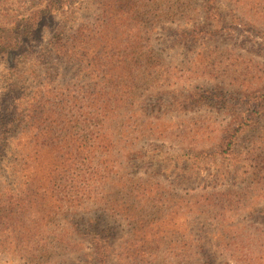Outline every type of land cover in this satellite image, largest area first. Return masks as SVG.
<instances>
[{
  "label": "rangeland",
  "instance_id": "374dc122",
  "mask_svg": "<svg viewBox=\"0 0 264 264\" xmlns=\"http://www.w3.org/2000/svg\"><path fill=\"white\" fill-rule=\"evenodd\" d=\"M102 1L0 0V264H264V0L125 1L101 75Z\"/></svg>",
  "mask_w": 264,
  "mask_h": 264
},
{
  "label": "trees",
  "instance_id": "16d2710c",
  "mask_svg": "<svg viewBox=\"0 0 264 264\" xmlns=\"http://www.w3.org/2000/svg\"><path fill=\"white\" fill-rule=\"evenodd\" d=\"M123 3L121 4V0H114V2L112 0H104L102 1V16H101V59L97 60V56H93L90 61H89V65L92 68V73L96 74V69L95 68H99L98 70H101V75L103 70L105 69L104 66L107 65L109 66L111 63H113L116 60V55L113 51H109L108 48L105 47V44L109 41V39L105 40V37L108 33V29L110 27L111 24L115 23V21L117 20L116 18V14L119 11V9H121L122 7L128 8L126 6H124V2L127 1L128 5H130L129 0H122ZM120 5V6H119ZM59 6V5H58ZM62 6V5H60ZM109 8H111L110 10L116 11L115 16H112L110 14L107 13V10H109ZM111 12V11H110ZM128 12V11H127ZM24 35H30V32L27 31V33H25ZM69 40V39H68ZM60 44H63L62 47L64 48L65 45H68V42L65 40V38H62L59 40ZM55 50H57V47L55 48ZM63 52H65V54H67V49H65V51L63 50ZM56 53V52H55ZM106 66V67H107ZM92 95V93H91ZM6 131H3V129L0 130V149L1 151H3V145L5 146L6 143H4L5 141V135ZM4 154L3 152L1 153V155ZM0 155V158H1ZM18 203H15L16 206L18 205Z\"/></svg>",
  "mask_w": 264,
  "mask_h": 264
}]
</instances>
